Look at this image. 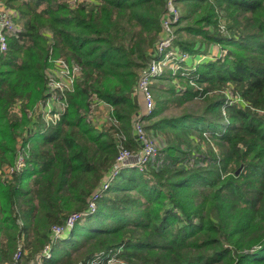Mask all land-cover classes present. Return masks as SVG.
I'll list each match as a JSON object with an SVG mask.
<instances>
[{
    "label": "trees",
    "instance_id": "trees-1",
    "mask_svg": "<svg viewBox=\"0 0 264 264\" xmlns=\"http://www.w3.org/2000/svg\"><path fill=\"white\" fill-rule=\"evenodd\" d=\"M167 1L0 0L20 25L0 52V260L49 245L44 264H264V0H174V47L216 53L159 76L143 117L137 82ZM56 60L78 71L47 124L36 111ZM138 117L155 157L120 170L95 211L53 239L118 154L141 151Z\"/></svg>",
    "mask_w": 264,
    "mask_h": 264
},
{
    "label": "built area",
    "instance_id": "built-area-1",
    "mask_svg": "<svg viewBox=\"0 0 264 264\" xmlns=\"http://www.w3.org/2000/svg\"><path fill=\"white\" fill-rule=\"evenodd\" d=\"M75 1V0H73ZM168 15L165 16L163 21L165 35L158 41L155 47V57L150 61L149 65L144 68L139 75L137 82V91L142 95L144 101V111L142 116L148 117L153 113L155 108V101L152 99L150 92L151 83L153 79L158 78L163 75V69L169 68L172 70V73L176 72L179 68L175 62L180 63L186 61L189 57L185 53H180L177 48L174 47V32L169 30V27L174 26V24L179 19V10L177 9L176 2L174 0L167 1ZM6 9V8H5ZM15 16V13L12 10H5L0 12V52H5L8 49L7 40L16 29L15 23L12 20V17ZM177 52V55L176 53ZM167 56L172 60L171 67L166 66V62L162 61V58ZM169 60V59H168ZM50 69V68H49ZM47 70L48 75V97L46 100L41 101L37 107L36 113H39L41 117L48 123H55L59 118V114L64 109V99L63 92L70 90L73 84V80L78 71L77 67H68L62 60H56L51 67L54 70V77L57 79H51L49 74L50 70ZM61 108V110H60ZM134 129L136 131L137 137L141 141V151L139 153H131L126 149H123L116 158V164L111 170V172L105 176L104 181L97 187V189L91 194L87 211L73 213L71 214L66 222L65 226H54L52 227L53 239L58 237L65 231V228H72L74 223L78 220H81L87 214H92L96 209V201L102 197L104 192L109 188L110 182L116 177L120 170L127 167L137 166L139 169H142L148 161L155 157L156 151L151 141L145 136L141 121L139 117L134 121ZM22 157L21 155L17 158L14 168L6 167L3 169V178H9L13 172V169L19 170L22 167ZM24 250L22 246H18L13 253L12 260L6 264H44V260L50 258V246L46 245L41 251L39 257L33 260L24 262ZM115 259L114 256L103 258L102 260L93 259L89 264H103L112 262Z\"/></svg>",
    "mask_w": 264,
    "mask_h": 264
},
{
    "label": "rangeland",
    "instance_id": "rangeland-1",
    "mask_svg": "<svg viewBox=\"0 0 264 264\" xmlns=\"http://www.w3.org/2000/svg\"><path fill=\"white\" fill-rule=\"evenodd\" d=\"M177 6V5H176ZM5 10H7V9H5L4 7H3V4L2 3H0V12H2V11H5ZM15 26H16V29H19L20 28V25H19V23H17V22H15ZM170 28H171V30H173L174 31V26H172V27H169V30H170ZM212 47L210 48V47H208V48H210V50L211 49H214V47H217V45H214V43H211L210 44ZM205 48V47H204ZM201 50H203V49H201ZM209 51H206V52H204V55L202 56V54H197L194 58H192V60L190 61V57H188L187 59H188V61L187 62H191V63H194V64H198L201 60H206V59H209L210 58V53H208ZM215 54V53H214ZM169 59V60H168ZM162 61L163 62H166V66H163V67H171V65H172V60H170V58L168 57L167 58V56H165L164 58H162ZM181 63V62H180ZM50 71H49V74H50V76H51V79H54L55 77L53 76L54 75V70H52L51 68L49 69ZM163 70H165V71H167V70H170L169 68H166V69H163ZM165 71H162V73H165ZM177 71V70H176ZM172 75H175V72L174 73H171ZM168 76V75H167ZM55 79H57V78H55ZM175 81V80H174ZM159 79L158 78H155V79H153V81H152V83H151V89H150V92H151V95H152V99L155 101V96H156V94H155V88H153L152 87V85L154 84V85H159ZM175 83L176 84H179V81H175ZM168 85V82L167 81H162L161 82V85H160V87H164V86H167ZM162 87V88H163ZM29 109V108H28ZM25 110V113L27 114V113H29L30 112V110ZM15 112H16V114H17V118H19L20 119V111H19V109L18 108H14L13 109ZM60 110H61V108H60ZM168 111H170V110H168ZM168 111H167V113H168ZM16 118V119H17ZM136 168H138L137 166H135ZM107 191V190H106ZM105 191V192H106ZM104 192V193H105ZM68 232H69V230L68 229H66L62 234H61V236H65L66 234H68ZM14 252V251H13ZM13 254V253H12ZM12 256V255H11ZM4 260H6V261H4ZM9 262V259H3V260H0V264H6V263H8Z\"/></svg>",
    "mask_w": 264,
    "mask_h": 264
},
{
    "label": "crops",
    "instance_id": "crops-1",
    "mask_svg": "<svg viewBox=\"0 0 264 264\" xmlns=\"http://www.w3.org/2000/svg\"><path fill=\"white\" fill-rule=\"evenodd\" d=\"M214 53H216V49H211L210 50V54H214ZM191 58V57H190ZM192 60V58L190 59V61ZM187 61H188V59H187ZM171 70V69H170ZM165 73H166V71H165ZM164 73V74H165ZM98 110H103L101 107H98Z\"/></svg>",
    "mask_w": 264,
    "mask_h": 264
}]
</instances>
